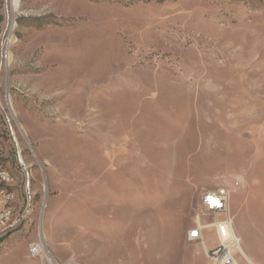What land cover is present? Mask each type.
<instances>
[{
	"label": "rangeland",
	"instance_id": "374dc122",
	"mask_svg": "<svg viewBox=\"0 0 264 264\" xmlns=\"http://www.w3.org/2000/svg\"><path fill=\"white\" fill-rule=\"evenodd\" d=\"M0 146L2 264H211L217 189L264 264V0H0Z\"/></svg>",
	"mask_w": 264,
	"mask_h": 264
},
{
	"label": "built area",
	"instance_id": "2783aa9c",
	"mask_svg": "<svg viewBox=\"0 0 264 264\" xmlns=\"http://www.w3.org/2000/svg\"><path fill=\"white\" fill-rule=\"evenodd\" d=\"M10 179L0 172V224H7V231L0 239L15 230L24 219L16 218V225H9V215H14L15 202L11 194H4V180ZM230 195L225 189L204 192L200 199V213L194 225L186 234L188 243L199 244L211 264H238L236 254H240L239 242L234 233L233 217L229 208ZM210 231L216 243L207 247L205 232ZM30 257L43 261L39 242L29 246Z\"/></svg>",
	"mask_w": 264,
	"mask_h": 264
},
{
	"label": "bare ground",
	"instance_id": "6f19581e",
	"mask_svg": "<svg viewBox=\"0 0 264 264\" xmlns=\"http://www.w3.org/2000/svg\"><path fill=\"white\" fill-rule=\"evenodd\" d=\"M2 158H3L2 157V148L0 146V172L3 173L5 177H10V179L4 180V194H11L12 201L15 202L14 215H9V225H16V218H23V215L22 216H16V210L18 207V198H17L15 191L13 190L15 187V181H14V178L11 175V173H9V171L3 165ZM24 219H25V217H24ZM6 231H7V224H0V235H4ZM39 245L41 246L43 256L45 257L44 250H43L40 239H39ZM240 253L242 256H244L241 251H240ZM45 259H46V257H45ZM246 260L248 261L249 264H252V261L250 259L246 258Z\"/></svg>",
	"mask_w": 264,
	"mask_h": 264
},
{
	"label": "crops",
	"instance_id": "0c3cea01",
	"mask_svg": "<svg viewBox=\"0 0 264 264\" xmlns=\"http://www.w3.org/2000/svg\"><path fill=\"white\" fill-rule=\"evenodd\" d=\"M3 257L1 256L0 259V264H2V259ZM6 261L8 263H14V264H44L43 261H40L38 259L32 258V257H26L24 256H15V255H11V256H7ZM5 263V264H8Z\"/></svg>",
	"mask_w": 264,
	"mask_h": 264
}]
</instances>
